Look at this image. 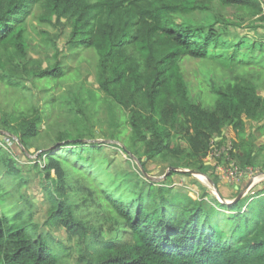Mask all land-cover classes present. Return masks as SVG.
I'll list each match as a JSON object with an SVG mask.
<instances>
[{"label":"trees","instance_id":"obj_1","mask_svg":"<svg viewBox=\"0 0 264 264\" xmlns=\"http://www.w3.org/2000/svg\"><path fill=\"white\" fill-rule=\"evenodd\" d=\"M34 11L60 31L42 39L56 58L65 31L71 55L95 53L102 94L78 80L39 110L38 84L68 73L59 61L43 68L29 56ZM184 57L225 75L211 87L213 109L193 99ZM1 83L24 88L35 102L18 115L0 105V132L16 148L0 139V264H264V190L227 205L195 180V199L171 185L178 172L158 184L134 165L136 180L125 179L106 153L107 142H118L145 172L153 161L206 174L213 138L231 127L232 158L257 169L264 155L257 145L264 136V0H0ZM48 121L44 141L56 148L45 150ZM34 147L42 152L29 158ZM17 151L33 176L23 178ZM36 184L48 192L43 223L22 192Z\"/></svg>","mask_w":264,"mask_h":264},{"label":"rangeland","instance_id":"obj_2","mask_svg":"<svg viewBox=\"0 0 264 264\" xmlns=\"http://www.w3.org/2000/svg\"><path fill=\"white\" fill-rule=\"evenodd\" d=\"M27 28H28V35L26 41L29 46V56L34 60L41 61L40 63L43 66V68H47L49 63L54 64L55 62L59 61L62 63V66H64L65 71L68 73L67 77L65 79H62V81L61 80L54 81L52 83H49L48 85L38 84L39 87L38 90L35 91L36 92L35 94H37L36 96L38 99L36 100V102L39 101L38 102L39 110L44 109L45 104L48 103L52 97L54 98L65 97V93L67 92V90L70 88H74L78 80H84L86 82V87L88 89H92L96 93L102 94L97 82V68H96L97 58L95 53L91 51H86L82 54L81 60H79V57L71 55L69 51H67V47H66V43H67L66 39L68 38L69 33L68 31H65L63 37L61 38V42L58 43V46L60 47L62 52L59 54L58 58H56L55 57L56 51L52 50L51 47H49L42 39L44 36L53 38L60 31L55 27H51L47 24L40 23L37 14H35V11L27 22ZM244 28H246V24L244 25ZM244 28L242 29V31L247 32V29ZM42 32H44V35L42 34ZM225 37L231 41L235 40L233 38V35L225 36ZM180 66L184 73L186 83L188 85L189 90L191 91V95L193 99L196 102L199 101L202 102L206 106V108L213 109L215 98L212 95L211 87L214 86L215 84L217 85L221 84L225 80V75L221 71H219V69L216 68L212 63H208V62L203 63L191 57H184L181 60ZM70 74L72 76H70ZM32 83L33 81L28 82V84H32ZM260 92H261L260 94L264 96V89L263 91ZM30 94H31L30 92L24 90V88L22 87H17V86L5 87V85L1 83L0 105L6 111L15 112L14 114L17 113L19 114L21 112H25L28 110L30 111L34 108L33 102H35L32 100V96ZM49 115L52 118L55 116V112L53 110H50ZM59 121L63 123L65 121V118L62 117L61 120ZM49 122L50 121L46 122V124L44 123L42 126V136L44 138L42 139V141L46 140L47 138L46 129L49 126ZM8 137L9 136H5V135L4 137H0L6 148L9 146L7 142ZM9 138H11V136ZM95 140L98 142L100 141L102 143V141H104L103 135L99 134V137ZM221 140H223V142H221ZM230 141L231 144H229ZM234 141H235V131H233V129L230 127L227 128V130L224 132L222 138L221 137L213 138L212 145L214 147L220 146L222 147V149H225V151H227L228 146L231 145L233 146ZM108 143L110 145V148H108L106 153L109 156L110 155L113 156L111 162V165L113 166L112 167L113 170L118 172H123L122 174H125L124 175L125 179L135 178L136 180L135 176L138 174V170H136L134 165H138V164L135 162V160L127 156L122 146L121 149L114 147V145H117L118 142H107V144ZM219 143H222V145H220ZM43 145L46 146L45 150L56 148V144H53L52 142L49 141H44ZM12 148L14 150L16 149L14 145H12ZM36 149L37 148L34 147L30 150V156H28L29 158L35 159L42 152L41 151L36 153L35 152ZM17 154L20 155V159H21L20 164L22 165V166L20 165V168L22 169L21 174L23 178L26 179L29 176V174L33 176L32 173L30 172V166H32V164H29L26 161L25 159L26 156L24 154L22 155L18 151ZM143 161H146L145 156H143ZM205 163L211 166V168L205 170L206 171L205 175L215 183L216 191L210 185L207 178L199 174H192L191 172H195L194 169L188 167H180V169H174L162 163L149 161L147 162L146 165L147 166L146 174L149 177L153 178V180H151L152 182L162 184L166 181L165 179L170 174V172H175V171L178 172L173 175L172 177L173 180L171 181L172 182L171 185L175 186V188L177 189H182L185 192H189L190 195L195 199L199 196V193L201 192L195 180L203 184L209 193H211L212 195L215 194L216 196L215 195L214 196L216 198L218 197L219 194L221 198H223L225 201L229 203L233 202L236 198H238L240 193L244 194L243 198H245L246 196H251L256 192H263L264 190V182L256 185L251 191H247V189L248 187L251 186L253 179L250 180L248 178H244L243 181L245 182L243 183H240L241 181L238 183L235 182V179L233 180L232 177L229 175L230 173H233L235 178V167L229 164V162L226 160V157L224 161H222L221 163H219L217 160H214L212 157H208L207 159H205ZM255 163L257 168H259L260 170H264V155H262V157L259 158V160H257ZM251 169L254 170L253 168ZM226 171H229V174ZM189 172L191 173V177L186 178L185 175H183V173L185 174ZM201 177L205 178V180H203ZM138 179L141 180V178ZM131 187L134 188V184H132ZM201 189L203 191V187H201ZM22 192L24 193L23 195L30 198L34 202L37 213L36 220L39 223H43V221H45L47 217V208H48L47 203L49 199L48 192L42 186L39 187L38 184H36L34 190L27 187L26 189L23 188ZM237 193L239 194L237 195ZM51 234L55 239L61 238L62 235L61 231L56 228H53L51 230ZM67 264H76V262L73 259L69 261Z\"/></svg>","mask_w":264,"mask_h":264},{"label":"built area","instance_id":"obj_3","mask_svg":"<svg viewBox=\"0 0 264 264\" xmlns=\"http://www.w3.org/2000/svg\"><path fill=\"white\" fill-rule=\"evenodd\" d=\"M7 142L9 144L8 147L12 148V145L14 144L13 139L8 137ZM212 144L213 143H211V151L208 157H212L214 160H217L219 163L224 161L226 157V160L229 162V164L235 167V178L233 173L229 174V171H226L232 177L233 180L235 179V182L238 183L241 181L240 183H243L245 182L243 181L244 178H248L250 180L253 179V182L251 186L248 187L247 191H251L256 185L264 182V172H259V170L257 169L252 170L251 168L242 169L239 166V164L235 161V159L232 158V155L237 153V150L234 148V145L228 146V150L225 151V149H222V147L220 146L214 147ZM229 144H231V141L229 142Z\"/></svg>","mask_w":264,"mask_h":264},{"label":"water","instance_id":"obj_4","mask_svg":"<svg viewBox=\"0 0 264 264\" xmlns=\"http://www.w3.org/2000/svg\"><path fill=\"white\" fill-rule=\"evenodd\" d=\"M0 134H5V133H3V132H0ZM15 140H16V142L18 143V145H19V147L21 146L20 145V142H19V139H17V138H14ZM98 142V141H97ZM100 142V141H99ZM103 142V141H102ZM134 160H135V162L139 165V167L141 168V170H142V172L144 173V175L148 178V179H150V180H153V178L152 177H149L147 174H146V172H145V170L142 168V166H141V163H140V161L135 157V156H133L132 154H129ZM28 156H30V155H28ZM192 174H199V175H202L203 177H205V178H207V180L209 181V183H210V185L214 188V190L216 191V187H215V183L210 179V178H208L205 174H201V173H197V172H191ZM168 174H169V172H168ZM218 194V193H217ZM215 195V194H214ZM243 195L244 194H239V197L238 198H236L233 202H227V201H225L223 198H221V196L218 194V200L221 202V203H224V204H227V205H230V204H232V203H235V202H238V201H240L242 198H243ZM216 196V195H215Z\"/></svg>","mask_w":264,"mask_h":264},{"label":"crops","instance_id":"obj_5","mask_svg":"<svg viewBox=\"0 0 264 264\" xmlns=\"http://www.w3.org/2000/svg\"><path fill=\"white\" fill-rule=\"evenodd\" d=\"M237 136H236V133H235V138H236ZM262 140V141H261ZM262 144H264V136L260 139H258L257 140V145H262ZM254 169V168H253ZM257 170H260V169H258L257 168ZM259 172H264V170H260Z\"/></svg>","mask_w":264,"mask_h":264},{"label":"bare ground","instance_id":"obj_6","mask_svg":"<svg viewBox=\"0 0 264 264\" xmlns=\"http://www.w3.org/2000/svg\"><path fill=\"white\" fill-rule=\"evenodd\" d=\"M202 176V175H201ZM203 180H205V178L201 177Z\"/></svg>","mask_w":264,"mask_h":264}]
</instances>
